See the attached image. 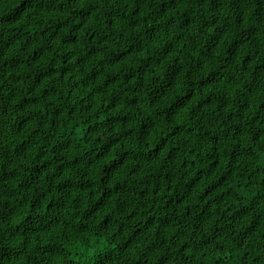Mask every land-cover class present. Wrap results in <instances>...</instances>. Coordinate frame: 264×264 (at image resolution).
<instances>
[{
	"label": "trees",
	"instance_id": "1",
	"mask_svg": "<svg viewBox=\"0 0 264 264\" xmlns=\"http://www.w3.org/2000/svg\"><path fill=\"white\" fill-rule=\"evenodd\" d=\"M0 264H264V0H0Z\"/></svg>",
	"mask_w": 264,
	"mask_h": 264
}]
</instances>
